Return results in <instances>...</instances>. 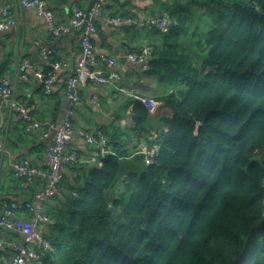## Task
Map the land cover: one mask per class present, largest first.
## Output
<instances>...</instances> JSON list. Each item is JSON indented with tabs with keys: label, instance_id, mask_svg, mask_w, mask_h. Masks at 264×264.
<instances>
[{
	"label": "trees",
	"instance_id": "16d2710c",
	"mask_svg": "<svg viewBox=\"0 0 264 264\" xmlns=\"http://www.w3.org/2000/svg\"><path fill=\"white\" fill-rule=\"evenodd\" d=\"M164 3L177 25L154 31L142 70L172 112L150 138L159 154L147 163L140 153L109 203L133 136L147 140L155 129L146 127L148 109L129 98L127 142L100 128L107 156L81 166L84 176H64L46 204L52 248L30 264H264V0ZM187 36L207 54L201 68L182 49Z\"/></svg>",
	"mask_w": 264,
	"mask_h": 264
},
{
	"label": "crops",
	"instance_id": "0c3cea01",
	"mask_svg": "<svg viewBox=\"0 0 264 264\" xmlns=\"http://www.w3.org/2000/svg\"><path fill=\"white\" fill-rule=\"evenodd\" d=\"M169 3V0H110L104 10L105 17L130 18L132 22L127 25H110L106 22L105 17L97 22V34L94 38V45L97 54L106 57L119 56L122 54L123 46L128 44L132 48L139 49L143 45L155 44L157 37L154 32H150L146 28L148 17L157 11L163 9L160 4ZM49 7L54 13L55 22L57 24L67 23L69 20V12L72 4H76L83 9H89L94 0H47ZM12 3V0H0V9L5 5ZM17 24L10 31L0 36V80L9 79L13 82L17 81L16 100L17 102L31 110L34 120L43 124L59 125L62 123L69 110V102L66 99L65 88L67 78L72 75L78 61L81 57L80 33H74L59 38L51 35L47 30V25L42 17L32 9H25L17 14ZM35 42H40L48 47L56 48L59 52L58 57L63 66L60 72L59 80L53 87V92L47 95L42 90L41 82L33 73L29 74L28 80H20L16 70V60L19 55L28 58L37 70L47 71L49 64L44 61ZM120 72L122 79L117 85L142 95L143 91L132 87V82L136 83L150 78H146L142 69L128 62L124 58L119 59ZM100 75L109 76L113 69L108 66L106 61L100 60L95 67ZM94 93H98L101 97V107L93 105L92 97ZM153 94L152 97L155 98ZM143 96V95H142ZM129 98L124 95H118L114 87L99 86L90 82L88 87L81 89V104L74 109L72 117V125L75 134L68 149L77 150L82 159H87L92 150L87 146L80 137L79 131L86 129L96 131L101 127L115 131V124H124V121L133 125L132 122L123 116L125 113L130 114L132 106L128 107ZM163 113V114H162ZM172 112L165 109L159 111L157 117V125H162L161 118L171 116ZM131 120V118L129 119ZM153 127L149 125L150 130ZM156 127V128H158ZM150 131V141H154L152 134L157 129ZM101 130V129H100ZM0 132L6 134V152L0 169V200L4 202L29 200L33 195L42 189L41 181H22L15 177L13 165L23 159H29L34 165L43 167L46 164L45 152L47 146L52 143V135L44 138L41 130H33L23 120L20 112L12 110L9 104L0 100ZM146 132H138L132 139L130 147H134L135 143L141 138L143 142ZM134 157L125 162V171L122 172V181H125L128 174L137 171L139 164L134 163ZM84 164L79 163L71 166L66 175L68 176H84ZM83 170V171H82ZM123 188L122 183L117 189L111 188L106 192L109 201V194L115 192L112 202L119 196V190ZM109 202V203H112ZM48 212L47 205L45 206ZM48 214V213H47ZM51 221L50 224H54ZM51 227L45 225L44 235L50 234ZM7 242L17 241L18 234L7 232L4 235ZM12 250L9 245L0 249V261L8 260Z\"/></svg>",
	"mask_w": 264,
	"mask_h": 264
},
{
	"label": "built area",
	"instance_id": "2783aa9c",
	"mask_svg": "<svg viewBox=\"0 0 264 264\" xmlns=\"http://www.w3.org/2000/svg\"><path fill=\"white\" fill-rule=\"evenodd\" d=\"M109 2L110 0H94L89 9L72 4L69 20L63 24L55 22L54 13L47 0H12V3L0 9V36L17 24V14L20 11L32 9L43 18L51 35L59 38L78 31L81 45V57L74 72L66 81L65 95L69 102V110L59 125L50 123L46 125L34 120L31 110L20 105L16 100L17 81L0 80V100L7 102L12 110L19 111L29 127L33 130H41L44 138H49L52 135V143L47 146L45 152L46 168L34 165L29 159H23L13 165L16 178L26 179L28 182L43 178L45 184L29 200L22 202L0 200V249L9 245L12 250L9 259L0 261V264L40 263L42 255L52 248L50 240L43 233L45 225L51 223L46 212V204L59 193L63 178L71 166L79 163H96L108 154V139L100 129L79 131L80 137L92 150L87 159H82L77 150L68 149L75 134L72 117L74 109L81 104L82 88L88 87L90 82L99 86L114 87L118 95L132 97L135 101L141 102L148 109L150 116L156 115L166 107L164 101L144 97L116 84L122 79L119 59L124 58L146 71L149 58L155 51L152 45H143L139 49H135L125 44L122 54L119 56L106 57L97 54L94 45V38L98 31L97 22L105 17L104 10ZM105 20L110 25H127L132 22L130 18L121 16H108L105 17ZM175 25H177V20L171 19L163 11L154 12L146 21V28L150 32L167 33ZM35 45L38 46L41 57L49 64V69L47 71L37 70L28 58L19 55L16 60L17 75L20 80H28L29 74L33 73L43 85L44 93L50 95L59 80L63 64L61 60L52 62V59L59 54L56 48L48 47L40 42H35ZM100 60L106 61L108 66L113 69L109 76L100 75L95 69ZM92 103L98 108L101 107L102 101L98 93L93 94ZM140 148L147 163H153L161 150L160 145L149 142L143 143ZM5 152L6 134L0 132V169ZM7 232L17 233L19 239L7 242L4 239Z\"/></svg>",
	"mask_w": 264,
	"mask_h": 264
},
{
	"label": "rangeland",
	"instance_id": "374dc122",
	"mask_svg": "<svg viewBox=\"0 0 264 264\" xmlns=\"http://www.w3.org/2000/svg\"><path fill=\"white\" fill-rule=\"evenodd\" d=\"M204 27V26H203ZM195 28L192 26L190 29H189V32L190 34H192V31L194 30ZM196 42V39H191V37L187 36V38H185L184 42H183V46H182V49L185 51V52H188V51H191L192 53H195L196 56H198V58L196 59L197 60V63L199 65V67L201 68L202 65H203V61L204 59L206 58L207 54L204 53V54H201L198 52V49L195 48V45L194 43ZM200 51V50H199ZM132 87H134L135 89L139 90V88L141 89H144L143 93L144 94H154L155 93V88L157 87V83L154 81V79H147V80H143L141 82H138L136 83L135 81L132 82ZM101 97V96H100ZM153 99V98H152ZM157 100V99H156ZM167 105V104H166ZM165 109V112L169 111V107L168 108H164ZM159 113H157L156 115H158ZM163 114V113H162ZM156 115L154 116H151L149 121L147 122L146 124V127L151 125L153 126L154 128L158 127L157 125V117H155ZM127 120L128 122H132V117L131 115H127L126 113L123 115ZM131 118V120H129ZM131 124H128L127 122L124 121V124L121 125L120 122L119 123H116L115 124V128L117 131V133L123 138L122 140H125L123 143H126L127 142V137L123 135L124 132H128V133H131L130 129H128L130 127ZM157 129V128H156ZM156 132V131H155ZM151 133V132H150ZM157 133V132H156ZM155 134H152V137H156L157 135ZM137 135V134H136ZM134 137V136H133ZM142 138V136H141ZM133 140V139H132ZM131 140V142H132ZM140 140V141H139ZM146 142H149V143H153L152 141H150L149 139L147 140H143V142L141 143V139L139 138L137 140V142L135 143L134 147H130L131 143H129V148H131L134 152L132 153L131 157H134L133 158V161L134 163L136 164H139L140 163V153H141V146L143 143H146ZM109 143V141H108ZM125 161V160H124ZM123 162V161H122ZM125 165L126 163L123 162L122 163V166H121V169H120V173H119V176H118V180L115 182L114 184V189L118 188L120 186V183H122L123 181L121 180V176H122V172L125 171ZM128 177V176H127ZM117 191V189H116ZM118 192V191H117ZM119 193H120V190H119ZM115 195V192H111L109 194V202H112L113 200V197ZM121 212V209L119 210H114V214L116 215H119Z\"/></svg>",
	"mask_w": 264,
	"mask_h": 264
}]
</instances>
